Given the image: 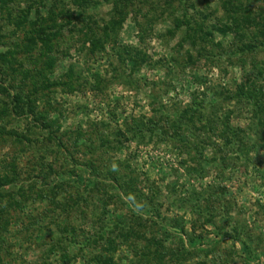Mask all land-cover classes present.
I'll return each instance as SVG.
<instances>
[{"label":"rangeland","instance_id":"obj_1","mask_svg":"<svg viewBox=\"0 0 264 264\" xmlns=\"http://www.w3.org/2000/svg\"><path fill=\"white\" fill-rule=\"evenodd\" d=\"M79 1H0V55L20 63L0 59V177L19 174L0 198V264H264V148L247 129L251 106L229 100L250 88L264 52L240 55L246 41L210 28L224 18L221 0ZM51 13L64 30L45 73L31 23L54 30ZM104 35L115 42L99 46ZM133 53L147 62L133 68ZM44 77L30 104L60 127L52 140L10 104L23 91L26 106ZM133 121H154V134L125 139ZM212 121L249 131V155L227 151ZM115 164L128 185L102 179Z\"/></svg>","mask_w":264,"mask_h":264},{"label":"trees","instance_id":"obj_2","mask_svg":"<svg viewBox=\"0 0 264 264\" xmlns=\"http://www.w3.org/2000/svg\"><path fill=\"white\" fill-rule=\"evenodd\" d=\"M0 1L2 2V10H7L6 9L7 0H0ZM9 1H14V0H9ZM193 1L198 2L197 4H200V6L210 5V0H193ZM80 2L84 4L83 0H80L79 3ZM220 8L224 12L223 20L220 23L215 22L211 24L210 28L211 29L213 28L214 31H217L223 35L232 34V36H234L235 38H238V41L240 42L242 40L246 41V42H241V46L237 47V52L240 55H246V54H251V53L257 54V53L264 52V0H221ZM196 11H197V14L202 15L204 17L205 21H207L210 18V16L205 17L207 16L206 13H204L205 8H201V11H198V9H196ZM23 17H24V14H22V17H20L19 20L23 19ZM50 19L53 20L54 30L50 29L48 26L43 27L42 24L39 22V20H36L34 23L33 22L31 23L32 26H38L41 28L39 29V31H33L31 33L32 37L30 38V43L31 45H36V47L40 43L42 44L43 42L45 43L44 45L45 50L43 53H42V50H43L42 48L38 49L41 55L40 58L46 59L45 68H44L45 73L46 71H52L55 68V57H53V55L51 56L52 46H53L52 42L55 38H59V36L63 34V30H64L63 24L58 25L55 23V21L57 22V17L55 13L50 14ZM48 30L49 32L45 33L46 35L45 34L42 36L40 35L41 32H45ZM50 30H52V32ZM208 35L213 37L210 31L204 32V36H208ZM112 42H115L113 37H110V35H106V36L104 35L100 39L98 44L99 46L103 47L106 44H111ZM113 46L117 47V44L115 43ZM115 50H116V57L124 60V56H123L124 53L122 52V49L117 47L115 48ZM128 52L130 51L126 49L125 53H128ZM127 57L128 59H126V61L132 64L133 68H136V67L139 68L140 65L143 64V62L144 63L147 62V57L144 54L135 55L133 53L132 55H128ZM0 59L4 67L10 64L20 66V63L17 60L16 54H12L11 56L0 55ZM263 64H262V67H260V65L259 66L256 65V68H255L256 74L253 75L252 79L248 77V74L246 75V77L249 79L248 85L250 86V88L246 86H240L239 89L234 94H232L229 100L240 103V104H244L245 106L246 105L251 106L249 110L250 112L249 121L251 122V124L248 126L247 129L250 130L252 123L255 124L256 126L255 131H251V132H256L255 135L258 138H260L261 146L264 148V91L259 87L255 88L257 79L264 78V65ZM1 71H2V68L0 69V74H1ZM39 75L43 76L44 74L42 72ZM21 79L28 80L29 79L28 73L22 75ZM43 79H42L43 88L38 87V85H35V86L33 85V92L26 95V104H27L26 106L22 105L23 104L22 101L25 100L22 97L23 91L22 93L17 92L13 96L12 103L10 104L14 105L13 109H16V108L19 109L18 113L20 112L23 115L27 116L28 118H31V120H33L34 122L33 127L37 128L39 132H41V134L43 133L44 135L49 136L52 140L55 138L54 136H55L56 130L58 131L60 127L57 125L56 122L49 123L47 121L48 119L46 118L42 119L43 121L40 120V118L43 117V115L39 114V112H37L35 109V106H36L35 102H37L38 100L30 104L31 97H33L34 99H37V97L35 96L38 94H41L42 93L41 91H43L44 88L47 89V85L49 82L48 78L44 77ZM99 82L100 81H98L97 85H99ZM97 85L95 87H97ZM151 108H152V111H154V113L156 111L163 110L161 109V107L158 108V110H155V102L151 103ZM192 111L190 110V114H191L190 119H192V116H193ZM257 114H260V115H257ZM216 119H218V117H216ZM159 122L161 123L162 120H160ZM152 123L147 122L144 124L143 122L140 123V121H133L132 125L127 127L126 133H123V137L128 140L129 138H126V136L130 135L131 138L141 139L144 137L145 132H151V133L154 132L155 130L154 125H157V124L154 121ZM55 125H56V129L54 128ZM209 125H210L209 126L210 133H211V130L213 129L221 130V137L224 141L223 145L225 146V149L227 151L238 150L240 154L242 155H245V156L249 155V153L247 152L248 146L246 145L247 137L244 136V133L246 134L249 131L244 132L236 128L234 129L228 123H224L222 125V128L220 127L219 122L217 123V122L212 121L211 123H209ZM111 142L112 141L107 138L106 140L102 141L103 144H107L106 148L111 147ZM118 143L122 144V141H118ZM60 144H63V143H59L58 146H56V148L55 147L53 148L55 150H58V148H61ZM53 148H50V150H53ZM66 152L70 154V151H68L67 149H66ZM94 166L96 165L91 163L90 168L92 169V178L90 179V181L93 182L95 185V184H99L101 181H100L99 173L97 171L98 167L95 168ZM104 166L106 168H103L104 171H103L102 179L111 180L112 182L118 185H128L129 184L130 178L126 180L128 182L127 183L126 181L122 180L123 177L121 178L120 176H118V166L116 164L114 166H106V165ZM50 169H51L50 170L51 172L54 171L53 167H50ZM18 178H19V174L17 173L15 169L11 172V174H6L0 177V198L3 197L5 188L9 185H13L18 180ZM54 185H63V184L54 183ZM21 191H22L21 193L23 192L25 193V189H22ZM98 261L101 262V264H115L112 259H108L107 262L101 259H99ZM149 261H150V258L145 257L144 263L147 264Z\"/></svg>","mask_w":264,"mask_h":264}]
</instances>
